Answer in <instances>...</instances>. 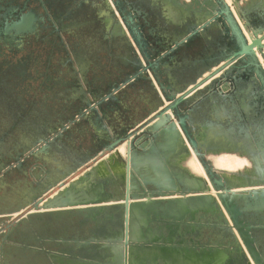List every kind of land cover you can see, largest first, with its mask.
<instances>
[{
    "label": "water",
    "instance_id": "95a60500",
    "mask_svg": "<svg viewBox=\"0 0 264 264\" xmlns=\"http://www.w3.org/2000/svg\"><path fill=\"white\" fill-rule=\"evenodd\" d=\"M215 2L218 9L213 20L224 18L237 49L228 54L224 66L209 78L179 96L174 91L168 93L167 89H172L161 79L164 72L160 60L155 61L148 53L142 54L147 61L142 69L152 71L170 103L142 128L110 144L109 151H115L119 158L126 155L123 158L125 181L111 184L117 186L118 191L101 199L91 193L96 191L89 187L80 190L75 180L68 186L65 180H60L58 190L47 197V189L52 187L49 183L25 191L17 210L0 212L13 214L32 207L15 221L8 222L6 228L1 227V231H9L3 239L8 236L13 240L15 230L21 237L30 239L29 225L34 223L46 230L47 223L77 222L85 236L76 238L79 231L73 229L70 239L81 241L80 254L73 257L82 258L66 264H264L263 167L257 158L254 173L259 178L245 179L246 185L241 188L207 158L200 137L191 126V111L187 108L193 98L206 90L199 92L204 83L226 68L230 74L239 62L245 63V69L253 66L264 90V66L259 57L260 54L264 59V24L252 28L250 20L245 21L247 35L227 0ZM237 12L243 20L245 15ZM28 23L16 22L9 27L23 31L29 28ZM123 28L119 32L125 31L135 43L143 37L141 33L127 32ZM144 138L146 141L142 143ZM41 143L33 145L27 154L37 159L46 149L38 147ZM122 146L125 147L123 153ZM139 146L142 152L138 151ZM263 146L260 151L264 159ZM189 147L201 162L206 178L173 164L176 153L190 154ZM100 191L105 193L103 188ZM9 198L3 197V201L13 200ZM216 221L219 227L218 235H212L214 241L201 240V225ZM193 228L199 240L190 239ZM66 243L68 251L76 250L72 242ZM190 255L197 257L196 263L187 262Z\"/></svg>",
    "mask_w": 264,
    "mask_h": 264
},
{
    "label": "crops",
    "instance_id": "0c3cea01",
    "mask_svg": "<svg viewBox=\"0 0 264 264\" xmlns=\"http://www.w3.org/2000/svg\"><path fill=\"white\" fill-rule=\"evenodd\" d=\"M146 2L160 8L167 17H153L141 25L146 27L144 39L149 44L148 55L155 61L160 60L164 72L161 79L165 86H171L172 90L167 89L168 93L174 91L179 96L224 66L232 49V41L224 18L213 20L218 9L214 0ZM255 5L258 7L257 13L264 18V0H259ZM170 9L174 14H171ZM174 24L180 25L175 32L172 31ZM123 37L134 44L126 33ZM157 44L160 45L156 48ZM92 55H97L94 60L98 57L104 59L64 69L68 73L67 78L61 80L62 95L49 97V103L55 110L48 118L52 121L51 130L47 140L38 146L46 149L20 170V175L27 176L29 182L48 178L49 186H52L47 189L49 195L58 190L60 180H65L68 186L71 181L112 154L114 151H109V146L113 140L139 130L155 119L170 103L152 71H144L143 64L125 63V57L128 60L136 56L143 61L142 53L137 47L125 51L93 52ZM242 63L244 62L237 63L238 66L230 74H227L229 69L226 68L204 83L199 92L206 90L187 105L193 119L191 126L202 138L209 135L230 138L239 133L240 118L245 110L251 116L256 114L255 98L245 102L240 95H234L233 92L235 83L247 78L252 81L255 78L253 71L246 70ZM145 141L146 138L141 140L142 143ZM140 147L138 151L142 152L143 148ZM209 154L210 152L207 153V158L211 160ZM179 156L181 154H175L176 158ZM247 156L252 163L257 160V156ZM124 157L126 158L125 154ZM123 158L121 160L124 162ZM116 182L107 180L102 187L105 193H91L102 199L104 195L118 191L117 186H111L113 183L116 185ZM81 187L79 189L83 190ZM5 216L6 213L0 214V221ZM3 222H0V226L6 227V220ZM29 226L31 234L27 244L13 242L8 236L0 238V264H4L7 247L13 244L30 251L29 257L24 258L26 254L15 250L14 264H66L82 258H75L80 254L81 241L77 240V243L70 239L73 229L79 231L76 238L85 236L79 223H47L45 233L38 224ZM66 242H72L76 250L68 251ZM190 256L186 261L196 263L197 257Z\"/></svg>",
    "mask_w": 264,
    "mask_h": 264
},
{
    "label": "flooded vegetation",
    "instance_id": "af4514ba",
    "mask_svg": "<svg viewBox=\"0 0 264 264\" xmlns=\"http://www.w3.org/2000/svg\"><path fill=\"white\" fill-rule=\"evenodd\" d=\"M153 1V0H146ZM144 0H0V50L10 51L12 49H18L20 52H27L30 49L40 47V45L46 46L49 50L46 54L42 55L46 59L45 62L40 63L42 66L60 67L61 69L68 68L77 64L82 65L85 62L87 54H93V52H114L116 50H130L137 47L139 52L148 53L149 44L144 39V32L146 27H143L141 23L147 21L153 17L167 18L162 10L156 6L148 5ZM215 1V0H214ZM216 3V2H215ZM217 4V3H216ZM218 6V4H217ZM257 13L252 15L250 19L251 27L257 28L256 20ZM254 20V21H253ZM27 21L29 22V28L23 31H17L10 28V25L16 22ZM77 21L82 25L85 21H93L100 23L103 29L99 32H95L94 39H99L96 46L85 47L82 43V37L79 36V32L70 30L69 27H64L65 24H71ZM125 28L128 31H136L141 33L143 37L134 44L128 42L123 37L125 31L119 32V29ZM180 27L179 24L172 26V31H177ZM67 28V29H66ZM123 28V30H124ZM170 29V28H168ZM227 30L230 33V29L227 26ZM72 36L75 42H67V38ZM232 39V34L230 33ZM51 43H47L49 40ZM233 42V41H232ZM160 44H157L156 48ZM49 47V49H48ZM231 52L237 49V44L233 42ZM56 51V52H54ZM229 53V54H230ZM104 58H97V61H101ZM105 59L107 57L105 56ZM130 59V60H129ZM125 63L130 64H143L146 65L147 61L140 60L136 56L124 59ZM128 61V62H127ZM130 61V62H129ZM245 68V63H242ZM251 69L250 65L246 70ZM254 72V71H253ZM252 81L248 78L241 80V82L234 84V95H240L243 101H251L253 98L256 100L257 112L254 116H251L248 111L245 110L244 115L240 118V125L238 134L232 135L230 138H224L221 135H209L206 137H200L201 145L205 151L215 152L216 150H246L250 156H257V151H260L262 147V140L259 141L257 137V122L260 124V128L264 125V121H257L258 114L264 112V96H260L257 92V82L260 90H264L261 87L260 81L257 79L255 72ZM193 116V112H192ZM193 122V119H192ZM197 134V132L194 130ZM261 134H264L261 132ZM184 144V143H183ZM264 147V146H263ZM1 159L4 154L0 156ZM16 159L17 156H14ZM0 159V161H1ZM257 162V161H256ZM3 162L0 163V171L5 172L9 165ZM255 165V164H254ZM264 171V168H263ZM2 175V173H1ZM245 179H258V174H242ZM240 176V175H239ZM49 177V176H48ZM232 179V178H230ZM48 182V178L40 179L38 181L27 182L25 191L34 190L37 187H45ZM21 206V203H15L9 201L5 203L3 197L0 195V212L17 210ZM219 222H212L207 224L206 222L201 225L199 229L203 240L207 235L209 242L214 241L211 237L213 234H217V228ZM195 232V233H194ZM191 238L197 239L198 234L192 230ZM192 240V239H191ZM218 240V239H216ZM204 242V241H203ZM5 264V262H4Z\"/></svg>",
    "mask_w": 264,
    "mask_h": 264
},
{
    "label": "rangeland",
    "instance_id": "374dc122",
    "mask_svg": "<svg viewBox=\"0 0 264 264\" xmlns=\"http://www.w3.org/2000/svg\"><path fill=\"white\" fill-rule=\"evenodd\" d=\"M173 1L175 0H166L168 3H172ZM258 1L259 0H232V4L237 11L245 15L242 20L243 25L245 21L253 18L252 15L254 13H257L258 7L255 4H257ZM232 4H230L231 7ZM263 24L264 18L258 14L256 25L260 27ZM64 27H69L70 30L72 29L79 32V36L82 37V43L85 47L96 46L97 42L100 40L94 39L96 36L95 32H99L103 29L100 23L93 21H85L82 25L74 21L71 24H65ZM69 37L70 38H67L68 43L75 42L72 36ZM51 41L50 39L47 43H51ZM230 45L232 46L233 42H231ZM49 50L43 45L30 49L27 52H20L18 49L5 52L0 50V156L4 154L2 159L0 157V163L5 162L7 163L6 165H9V168L6 169L5 172L0 171V195L7 200L10 199L9 197L13 198L12 201L15 203H21L24 200V189L27 186V182H29L27 176L23 177L20 175L21 168H24L23 165L34 160V157L27 154V151L36 143H41L42 140L46 141L49 136V131L51 130L50 123L52 121L48 118L53 114L51 112L55 110L53 109L54 106L49 103V97L62 95V87L60 86L61 80L67 78L68 72L60 67L54 68L40 65V63L46 61L42 55H45ZM96 57L88 54L85 58V62L93 63V61H96L94 60ZM261 62L264 66L263 61ZM257 92L260 93V96H264L258 86V82ZM259 120H262V122L264 121V112L258 114L257 121ZM261 132L264 133V125L260 128V124L257 122V137L259 136V141L264 139V134H261ZM241 151L242 150L239 152ZM220 152L231 151L226 149L216 150L215 152L210 151V153ZM243 152L248 155L247 152ZM14 156H17V158L15 159ZM257 158L264 168V159L261 151H257ZM223 172L224 174L228 173L227 171ZM232 174L242 177V174L250 173L236 171L232 172ZM53 193L54 192L51 194ZM47 196H49V194H46V197ZM30 209H32V207H27L18 213L6 214L5 217L1 218L0 222H3V220H6L7 223L15 221L19 216ZM1 227L3 226H0V238L2 236L4 237L7 232V229H5L4 232L1 231ZM13 228L14 227H12V229ZM15 231L12 238L14 240L13 242L16 241L18 244H27L30 242L29 237H21V234ZM42 232L45 233L46 230L42 229ZM204 238L207 240L208 236L206 235ZM211 238L213 239V237ZM21 248L22 247H15L14 244L8 246L6 250L7 254L4 255L3 260L5 259L8 264H14L15 250H20L23 254H26L24 258H28L30 254L29 249Z\"/></svg>",
    "mask_w": 264,
    "mask_h": 264
},
{
    "label": "bare ground",
    "instance_id": "6f19581e",
    "mask_svg": "<svg viewBox=\"0 0 264 264\" xmlns=\"http://www.w3.org/2000/svg\"><path fill=\"white\" fill-rule=\"evenodd\" d=\"M229 4H232V0H227ZM233 10L237 15L243 29L247 35H249L247 28L243 25L241 18L238 15L237 9L232 4ZM171 14L174 11L170 9ZM261 61L264 63V59L259 54ZM190 148V154H182L177 157L176 161L173 162L175 166L182 168H187L192 174H197L206 178L205 171L201 162L193 153ZM122 152H125V147H120ZM210 158L214 166L221 170L227 171V175L233 179L239 186L244 187L246 185V180L244 177L233 175L232 172H244L253 174L255 172L254 165L256 160L252 163V160L243 152H220V153H210ZM126 176V164L118 157L117 153L114 151L108 157L102 159L90 170L84 172L81 176L75 179L78 186L89 187L93 190L100 191V189L106 184L107 180L117 181L121 183L124 181ZM208 180V179H207ZM214 193V190H212ZM111 196V195H110Z\"/></svg>",
    "mask_w": 264,
    "mask_h": 264
}]
</instances>
